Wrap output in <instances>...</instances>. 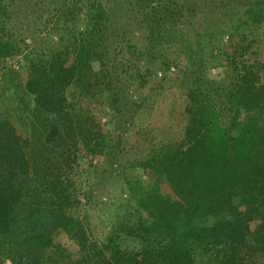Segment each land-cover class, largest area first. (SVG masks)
I'll return each instance as SVG.
<instances>
[{
	"label": "trees",
	"instance_id": "16d2710c",
	"mask_svg": "<svg viewBox=\"0 0 264 264\" xmlns=\"http://www.w3.org/2000/svg\"><path fill=\"white\" fill-rule=\"evenodd\" d=\"M263 25L264 0H0V264H264ZM172 82L181 135L136 130ZM89 167L119 201L97 238Z\"/></svg>",
	"mask_w": 264,
	"mask_h": 264
},
{
	"label": "rangeland",
	"instance_id": "374dc122",
	"mask_svg": "<svg viewBox=\"0 0 264 264\" xmlns=\"http://www.w3.org/2000/svg\"><path fill=\"white\" fill-rule=\"evenodd\" d=\"M222 12L224 11L216 13V16L221 15ZM220 19L221 18H213L212 21L215 22V21H219ZM232 41L229 40V37L225 38V44H227L228 46H230ZM254 47L264 57V25L263 28L258 32V35L255 37ZM15 65H16L15 61L10 62L11 67ZM177 74L179 75V72L176 70L175 76ZM164 75L165 74H163V76ZM178 86H179L178 82L176 83L172 82L167 84L166 90L162 91L158 96L155 95L154 98H152L146 103L147 107H145V112L141 113L137 118L138 122L136 121V130H138L142 126L146 127L147 125L149 126L152 124L153 127L149 129L147 128L149 131L147 133H150L151 135L152 134L158 135L159 138H165V139L167 137H171L174 135L175 136L181 135L184 125L186 123V120L183 116L185 96L182 95ZM84 105L87 108H89L91 110V113H94L97 116L98 121H100V118H98L99 117L98 115H100V111L97 108V106H95V104H92L91 102H84ZM101 120H102L101 121L102 124L106 122L105 119H101ZM108 129L109 131L112 132L114 131V126L109 125ZM86 162L95 163V159L89 156L87 157ZM88 173H90L92 178L94 176L98 177L97 181L90 179L91 184L95 186V192H94L95 198H94V203H92L93 208L90 214L93 217L91 218L93 225H96V227L98 226L93 230L95 236L94 238H97L105 230L104 228L107 227L106 224L108 220H110V216L107 213H103V209L106 208L105 203L109 198L108 196L114 197L115 202L117 203L118 193L114 192V189L111 186L112 179H110L109 176L107 175L104 176L102 174L100 175V172L99 173L96 172L94 174V170L90 167L88 169ZM107 208L110 209L113 208V206L110 205L107 206ZM82 213L83 211H81V214ZM58 238L61 244L64 245L68 250L74 253L77 251V246L72 241H70L69 238L64 233H60L58 235Z\"/></svg>",
	"mask_w": 264,
	"mask_h": 264
},
{
	"label": "built area",
	"instance_id": "2783aa9c",
	"mask_svg": "<svg viewBox=\"0 0 264 264\" xmlns=\"http://www.w3.org/2000/svg\"><path fill=\"white\" fill-rule=\"evenodd\" d=\"M175 71H176V70H175L174 68H172L171 71H170V73H171V74H174Z\"/></svg>",
	"mask_w": 264,
	"mask_h": 264
}]
</instances>
